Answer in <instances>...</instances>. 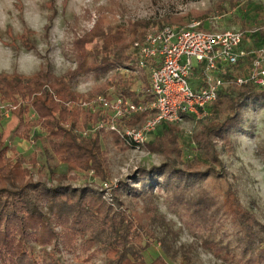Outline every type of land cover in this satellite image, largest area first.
I'll return each instance as SVG.
<instances>
[{
  "label": "trees",
  "instance_id": "16d2710c",
  "mask_svg": "<svg viewBox=\"0 0 264 264\" xmlns=\"http://www.w3.org/2000/svg\"><path fill=\"white\" fill-rule=\"evenodd\" d=\"M261 7L253 8L255 18H264ZM220 9L218 4L212 10L193 13L194 18H188L191 14L130 20L120 16V6L113 2L99 7L91 29L73 38V69L56 76L45 63L28 76L15 71L0 73V121L6 114L14 116L15 138L32 143L43 139L46 150L66 167L64 174L50 170L46 178L42 169L45 166H41L33 180L25 160L8 157L10 148L0 140V264H61V254L75 255L83 262L100 254L104 264H148L143 253L156 241L153 226L164 219L156 205L158 198L192 230L201 246L224 264H264V226L228 190L216 149L217 143H221L228 153L232 152L231 133L240 128L246 107L264 104V88L233 83L222 87L209 107V117L198 120L191 133L195 152L188 159L183 156L180 127L158 126L142 148L163 162L138 168L112 188L109 198H113L116 207L109 205L102 198L104 192L95 188L96 180L102 184L110 179L111 149H133L126 144L122 132L140 128L147 113L120 120L119 133L105 129L89 132L108 114L100 107L92 113L82 103L100 95L109 99L121 96L136 104L150 103L149 75L136 64L134 43L141 42L153 30L182 25L187 18L202 22ZM52 20L50 17L45 34ZM198 29L205 30L203 25ZM249 29L241 30L242 45L250 40L252 47L248 49L264 46V24ZM252 60L251 55L240 60L227 79L245 75ZM119 69L130 74L115 75L96 84L88 93H78L71 87L79 77L97 80ZM138 81L140 87L135 88ZM183 120L194 118L183 116ZM30 163L34 166L35 159ZM82 178L87 180L73 186ZM123 196L130 208L122 201ZM218 203L236 238L235 250L229 242L222 243L227 233L213 238L222 227H204L197 217L193 219L195 215L211 213V207L218 209ZM158 260L164 264L173 262L163 248L162 255L149 264Z\"/></svg>",
  "mask_w": 264,
  "mask_h": 264
},
{
  "label": "rangeland",
  "instance_id": "374dc122",
  "mask_svg": "<svg viewBox=\"0 0 264 264\" xmlns=\"http://www.w3.org/2000/svg\"><path fill=\"white\" fill-rule=\"evenodd\" d=\"M232 1V2H231ZM113 2L120 6V16L130 20H155L163 16H185L193 13H200L212 10L221 4L220 10H214L207 20L202 21L205 29L210 30H243L248 31L252 25L261 26L264 18H255L253 8L261 5L264 12V0H85L83 4L77 0H41L40 7L46 14V19L53 18L50 29L45 34L35 33L27 26H24L22 33H17L11 26L6 31H0V45L11 49L14 56L9 67L0 69V73H11L13 71L28 76L36 72L40 66L49 64L50 71L60 76L67 70L73 69L71 56V42L75 36H82L91 29L96 18V10L101 6H107ZM16 9L21 13L20 19L23 24V6L18 2ZM194 18V14L191 15ZM182 25L186 26L194 21L188 19ZM250 30V29H249ZM243 47H252L250 40H245ZM29 47L30 49H26ZM31 53L37 58L38 63L30 68H25L22 57ZM125 73L123 70L111 71L99 79L91 76H84L75 79L71 87L78 93H88L96 84L110 80L113 76ZM141 82V81H140ZM139 81L134 84L139 88ZM0 121V140L9 146L8 157H22L25 165L33 172V180L37 179L38 168L41 166L46 178H49V171L54 174H64L66 167L46 150V142L37 139L33 143L24 141L13 136L17 126V119L6 114ZM209 117V116H208ZM178 125L182 131L181 145L184 159H188L195 152L190 141L191 133L195 130L197 121L183 120ZM233 150L228 153L221 143H217L216 149L219 158L225 169V177L228 190L234 193L238 202L256 221L264 226V104L254 107H246L243 110V117L240 128L231 133ZM35 159V165L31 166L30 160ZM163 159L150 154L144 147L140 150L119 148L111 149L109 153V183L115 184L124 182L138 168L160 165ZM91 176V175H89ZM82 178L73 186L83 184ZM91 180V179H90ZM92 181V180H91ZM103 184V183H102ZM102 184L96 180L95 188L101 191ZM102 196L109 204L116 207L113 198ZM122 201L130 208L131 205L123 196ZM158 211L164 216L163 221L153 226L155 239L150 247L143 253L144 260L149 264L157 256L164 254L173 258L172 264H224L222 259L215 257L210 251L201 246L199 239L193 235L192 230L187 228L178 216L167 209L162 198L156 199ZM211 207V213H202V216L195 215L198 222L204 227L221 228L214 239L222 238L221 234L227 233L222 238V243L229 242L231 247L236 249V238L232 234L231 225L222 210ZM192 212V209H189ZM183 218V217H182ZM223 232V233H221ZM212 238V237H211ZM145 242V241H144ZM144 244V243H143ZM35 252L39 249L35 247ZM61 264H104L103 256L98 254L90 262H83L75 258V255L61 254ZM154 264H164L156 261Z\"/></svg>",
  "mask_w": 264,
  "mask_h": 264
},
{
  "label": "built area",
  "instance_id": "2783aa9c",
  "mask_svg": "<svg viewBox=\"0 0 264 264\" xmlns=\"http://www.w3.org/2000/svg\"><path fill=\"white\" fill-rule=\"evenodd\" d=\"M201 25V21H192L183 27L165 26L134 43L136 64L149 75L152 101L136 104L121 96H96L82 106L92 113L100 107L108 116L88 131L105 129L119 133L120 120L147 113L140 128L122 132L126 144L140 150L161 124H177L183 116H191L195 121L208 117L209 107L225 85L252 84L264 88V46L246 49L240 30H200ZM247 55L253 58L250 70L233 80L227 79V74ZM114 187L115 184L103 183L101 191L109 196Z\"/></svg>",
  "mask_w": 264,
  "mask_h": 264
},
{
  "label": "clouds",
  "instance_id": "9594fccd",
  "mask_svg": "<svg viewBox=\"0 0 264 264\" xmlns=\"http://www.w3.org/2000/svg\"><path fill=\"white\" fill-rule=\"evenodd\" d=\"M18 2H21L23 6V24L20 19L21 13L16 9ZM77 2L83 4L85 0H77ZM40 4L41 0H0V31H6L11 26L17 33H22L26 25L35 33L42 32L48 20ZM13 56L11 49L0 45V69L9 67ZM22 60L25 68L38 63L37 58L31 53L25 54Z\"/></svg>",
  "mask_w": 264,
  "mask_h": 264
},
{
  "label": "crops",
  "instance_id": "0c3cea01",
  "mask_svg": "<svg viewBox=\"0 0 264 264\" xmlns=\"http://www.w3.org/2000/svg\"><path fill=\"white\" fill-rule=\"evenodd\" d=\"M5 116H7V115H5ZM1 131V130H0Z\"/></svg>",
  "mask_w": 264,
  "mask_h": 264
}]
</instances>
